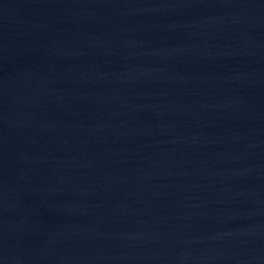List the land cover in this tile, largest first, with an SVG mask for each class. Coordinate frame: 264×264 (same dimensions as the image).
Returning <instances> with one entry per match:
<instances>
[{
    "label": "water",
    "instance_id": "water-1",
    "mask_svg": "<svg viewBox=\"0 0 264 264\" xmlns=\"http://www.w3.org/2000/svg\"><path fill=\"white\" fill-rule=\"evenodd\" d=\"M0 264H264V0H0Z\"/></svg>",
    "mask_w": 264,
    "mask_h": 264
}]
</instances>
